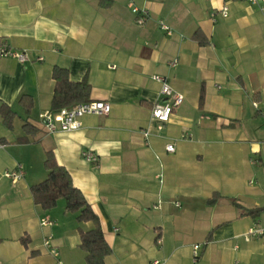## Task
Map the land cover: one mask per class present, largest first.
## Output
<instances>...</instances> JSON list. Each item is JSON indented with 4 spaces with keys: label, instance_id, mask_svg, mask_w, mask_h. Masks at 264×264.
<instances>
[{
    "label": "crops",
    "instance_id": "crops-1",
    "mask_svg": "<svg viewBox=\"0 0 264 264\" xmlns=\"http://www.w3.org/2000/svg\"><path fill=\"white\" fill-rule=\"evenodd\" d=\"M133 6L149 11L145 24ZM2 45L29 59L0 56V99L16 112L12 128L0 114V264H87L81 232L94 224L64 198L51 210L34 201L48 151L99 215L113 250L105 264H264V237L247 236L264 226V209L250 213L264 207V10L248 0H0ZM55 66L111 111L48 133L40 114L52 110ZM155 75L185 96L163 130ZM20 165L17 181L5 175Z\"/></svg>",
    "mask_w": 264,
    "mask_h": 264
},
{
    "label": "trees",
    "instance_id": "trees-1",
    "mask_svg": "<svg viewBox=\"0 0 264 264\" xmlns=\"http://www.w3.org/2000/svg\"><path fill=\"white\" fill-rule=\"evenodd\" d=\"M53 79L55 80V90L52 98V110H59L91 100L90 83L85 79L79 82L73 81L67 68L55 66ZM20 103L29 113L34 100L30 95H23L20 98ZM0 114L4 124L12 128L16 112L1 99ZM23 128L27 134L37 131V127L29 121L24 124ZM44 165L48 171L47 177L31 186L35 203L45 210H51L57 206L59 199L64 198L66 200V212L78 213L77 220L79 222L91 221L94 227L81 232V247L87 253V264H105L106 257L113 250L105 239L99 215L93 210L84 193L74 184L71 173L66 167L58 163L52 151L46 153ZM214 201L215 198L211 199V202ZM263 209L264 207H260L251 210L250 213L258 214Z\"/></svg>",
    "mask_w": 264,
    "mask_h": 264
},
{
    "label": "built area",
    "instance_id": "built-area-1",
    "mask_svg": "<svg viewBox=\"0 0 264 264\" xmlns=\"http://www.w3.org/2000/svg\"><path fill=\"white\" fill-rule=\"evenodd\" d=\"M251 4L259 6L264 10V0H248ZM132 11L136 16V21L138 24L143 25L147 22L150 17L149 11L146 8H141L138 6H133ZM220 13L223 17L229 15V9L227 6H224ZM217 12L213 11L211 13L212 19L215 18ZM161 28L166 31L167 34H172V28L166 24L163 20H160ZM0 56H9L18 59L21 62H25L29 59L28 53L26 50H16L7 47V45H2L0 48ZM40 60L43 57H39ZM178 63L177 60L170 62L171 66H176ZM112 68L115 65L111 66ZM154 79L161 84V95L164 97V100L157 102L151 112L152 117L158 122V129L163 130L165 125L171 120V117L176 108H178L185 99L183 93L175 90L172 85L169 83L167 77L162 75H155ZM257 106V103H255ZM111 103L104 100H90L86 102H81L74 104L72 106L63 107L59 110L46 111L40 114V121L44 125L48 133H57L59 131H75L81 128L82 122L81 117L86 114H98L106 115L111 111ZM167 150L169 152L175 151L174 143H169L167 145ZM83 157L90 163H94L98 160V156L92 151H84ZM24 174V169L22 165L19 166V170L16 172H8L5 175L8 177H13L14 181H17ZM42 225H52L53 221L49 218L41 219ZM248 237H264V226H253L247 231ZM44 245L49 249V252L58 256V250L53 244V237L49 235L44 240ZM200 244L194 245L195 256H198V251L200 249ZM57 264H64L61 259H58Z\"/></svg>",
    "mask_w": 264,
    "mask_h": 264
}]
</instances>
